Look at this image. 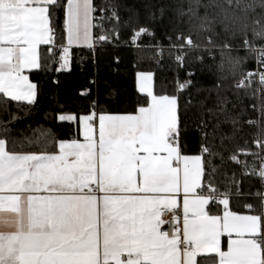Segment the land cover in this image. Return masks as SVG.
<instances>
[{
  "label": "snow or ice",
  "instance_id": "snow-or-ice-1",
  "mask_svg": "<svg viewBox=\"0 0 264 264\" xmlns=\"http://www.w3.org/2000/svg\"><path fill=\"white\" fill-rule=\"evenodd\" d=\"M121 25L134 43L159 34L155 63L167 53L183 78L158 93L155 74L138 72L132 112L97 111V100L82 113L60 105L56 120L76 129L68 138L45 128L14 132L15 115L0 124V225L8 229L0 231V264H264V102L250 119L236 95L255 77L264 89V0H0V94L34 106L38 86L26 71H70L73 46L95 50L110 35L119 39ZM218 58V69L252 58L258 70L233 88L211 72ZM204 68L212 79L201 78ZM253 128L258 151L248 148ZM242 156L258 158V167ZM229 163L262 183L244 214L232 207L246 198L242 179L221 173ZM162 208L174 221L169 232L161 231Z\"/></svg>",
  "mask_w": 264,
  "mask_h": 264
},
{
  "label": "trees",
  "instance_id": "trees-1",
  "mask_svg": "<svg viewBox=\"0 0 264 264\" xmlns=\"http://www.w3.org/2000/svg\"><path fill=\"white\" fill-rule=\"evenodd\" d=\"M180 2V0H176ZM185 4L188 0H183ZM210 0H201V3L208 4ZM97 6L104 3V0H94ZM122 17L127 20V13L121 11ZM98 21H94L97 23ZM55 29L56 47L59 48L62 42L63 29V14L57 12L53 20ZM112 24L104 22V30H110ZM100 28H94V36L101 34ZM119 39L110 35V42H97L95 50L89 47H74L71 50V67L70 71L57 73L54 71H37L28 72L29 79L37 84L38 96L34 106L30 108L24 105V102H13L6 100L3 94H0V101L7 103L9 112L3 111V103H0V124L11 119L12 115L20 117L13 124L14 132L21 130L25 135H32L33 130L45 128L51 130L59 138L64 139L69 137L71 127L72 135L76 134L75 125L69 126L67 123H60L56 120V116L60 112V105H66L64 111L84 112L88 109L90 101L97 100L99 108L112 113L132 112L137 107V101L140 99V94L135 87V74L137 72H153L155 90L161 92L163 86L167 92L173 91V83L177 76L183 78L184 72L178 71L175 65L165 53L163 62L157 66L153 57L154 52L151 47L159 40L158 34L154 40L150 35L141 36L135 43L132 40L133 31L128 25H121L118 29ZM65 42V41H64ZM139 45V47H137ZM239 47V41L234 45ZM49 46H41V52L47 53ZM237 53H233L236 55ZM244 56L243 51L238 53ZM190 60L192 57L189 58ZM212 64L211 72L213 75H219L224 78L226 85L235 88V83L242 78V75L254 68V60L250 58L241 68H233L227 62L222 69H218L216 65L219 63V58ZM57 67V65H52ZM208 69L204 68V75L201 77L207 81L212 79V76L207 75ZM59 80V85L53 83L54 80ZM92 81V82H91ZM88 89V95L81 96L80 93ZM253 87L237 93L239 102L247 109L248 118L258 119V112L253 110V105L257 104L256 93L253 96ZM255 90V89H254ZM142 103V100H141ZM22 108V110H18ZM26 112L30 115L25 116ZM29 125L31 128H29ZM258 133V129L253 128L247 139L249 140L248 148L252 151H257L253 145V136ZM190 142L195 148V140L190 138ZM190 154H195L194 151ZM242 160L247 159L251 166L257 158L248 156L241 157ZM227 171L230 176L233 172L236 173L237 179H242V189L246 195L245 199L239 202L233 201V210L245 213L242 205L245 202L251 203L255 200V189L258 187V179L255 174L242 176L243 169L236 164L229 163L226 168H221V173ZM223 177H221L222 179ZM215 210V209H214Z\"/></svg>",
  "mask_w": 264,
  "mask_h": 264
},
{
  "label": "built area",
  "instance_id": "built-area-1",
  "mask_svg": "<svg viewBox=\"0 0 264 264\" xmlns=\"http://www.w3.org/2000/svg\"><path fill=\"white\" fill-rule=\"evenodd\" d=\"M57 59H58V56H57ZM58 67V65H57ZM258 70V65L254 62V68H252L251 70H249L248 72H254V71H257ZM257 82L254 83L252 85V87L255 89V93H256V100H257V108L261 105L262 102H264V99H262V93H264V89L261 88V85L258 83V77H255L254 78ZM241 79H239L236 83H235V86L237 87L239 85V82H240ZM92 82V81H91ZM83 92L85 93H88V89L84 90ZM258 116H259V113H258ZM258 151V149H257ZM259 165V160L257 158V167ZM258 179V187L255 189V193L258 191V190H261L262 189V183L260 181V179L258 178L257 175H255ZM161 219L163 221H165V223L162 224L161 226V231H165V232H169L171 231V224L174 223V221H172V216H171V213L167 210V209H161Z\"/></svg>",
  "mask_w": 264,
  "mask_h": 264
},
{
  "label": "crops",
  "instance_id": "crops-1",
  "mask_svg": "<svg viewBox=\"0 0 264 264\" xmlns=\"http://www.w3.org/2000/svg\"><path fill=\"white\" fill-rule=\"evenodd\" d=\"M66 42V41H65ZM42 46H46V45H42ZM74 47H87L86 45H80V46H73ZM138 73V72H137ZM137 73L135 74V87H136V76H137ZM26 75H28V71L25 72ZM30 80V79H29ZM31 81V80H30ZM32 82V81H31ZM34 83V82H32ZM136 90H137V87H136ZM82 139V137H80ZM244 214V213H242ZM8 229H5L2 225H0V231H7Z\"/></svg>",
  "mask_w": 264,
  "mask_h": 264
}]
</instances>
